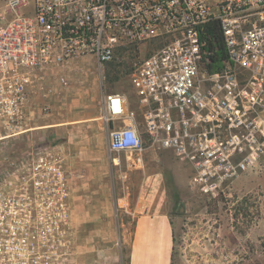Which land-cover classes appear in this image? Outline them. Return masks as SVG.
Returning a JSON list of instances; mask_svg holds the SVG:
<instances>
[{
    "label": "built area",
    "instance_id": "2783aa9c",
    "mask_svg": "<svg viewBox=\"0 0 264 264\" xmlns=\"http://www.w3.org/2000/svg\"><path fill=\"white\" fill-rule=\"evenodd\" d=\"M123 51L141 123L125 92L100 86L99 107L127 169L171 150L211 197L264 171V0H0V142L27 128L54 68L83 56L103 75ZM50 146L2 157L0 264H70V175Z\"/></svg>",
    "mask_w": 264,
    "mask_h": 264
},
{
    "label": "rangeland",
    "instance_id": "374dc122",
    "mask_svg": "<svg viewBox=\"0 0 264 264\" xmlns=\"http://www.w3.org/2000/svg\"><path fill=\"white\" fill-rule=\"evenodd\" d=\"M88 58H74L47 75L52 92L48 102L42 99L49 109L41 105L40 117L62 122L67 114L77 115L80 119H69L68 131L33 130L0 142V168L4 155L22 158L54 143L70 175V264H129L136 217L160 211L168 213L173 226L171 264H264V171L247 173L229 193L211 197L194 186L190 166L171 150L149 148L141 167L127 169L126 154L108 150L99 101L100 86L125 92L141 123L129 82L132 55L120 53L103 75ZM59 76L68 81L61 91L56 90ZM82 112L90 118L81 121ZM247 223L260 224L256 234L248 235Z\"/></svg>",
    "mask_w": 264,
    "mask_h": 264
},
{
    "label": "crops",
    "instance_id": "0c3cea01",
    "mask_svg": "<svg viewBox=\"0 0 264 264\" xmlns=\"http://www.w3.org/2000/svg\"><path fill=\"white\" fill-rule=\"evenodd\" d=\"M44 101H47V99ZM42 103V99H40L38 94L35 92L31 94L27 108L29 113V126L19 134L33 130L53 132L57 127L68 131L69 119L78 117L77 115L67 114V119L62 122H55L52 116L49 119L48 117H40L39 107ZM81 115V121H86V119L90 118V116H86L85 112H82ZM67 148V156L70 158L69 146ZM84 153L87 154V151L84 150ZM83 159L85 160L86 158ZM247 225L251 227L248 234L250 236L256 234L258 230V228L254 227L260 226L259 223H247ZM173 245V226L167 212L160 211L155 214H139L133 224L129 264H171Z\"/></svg>",
    "mask_w": 264,
    "mask_h": 264
},
{
    "label": "trees",
    "instance_id": "16d2710c",
    "mask_svg": "<svg viewBox=\"0 0 264 264\" xmlns=\"http://www.w3.org/2000/svg\"><path fill=\"white\" fill-rule=\"evenodd\" d=\"M217 36H219L220 37V34L219 33H217ZM224 56V55H223Z\"/></svg>",
    "mask_w": 264,
    "mask_h": 264
}]
</instances>
